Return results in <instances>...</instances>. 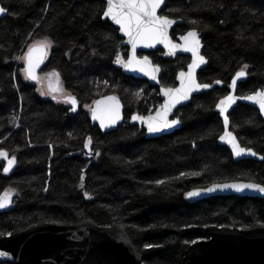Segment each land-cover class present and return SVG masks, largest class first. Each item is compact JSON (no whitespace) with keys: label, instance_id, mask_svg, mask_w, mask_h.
I'll return each mask as SVG.
<instances>
[{"label":"trees","instance_id":"trees-1","mask_svg":"<svg viewBox=\"0 0 264 264\" xmlns=\"http://www.w3.org/2000/svg\"><path fill=\"white\" fill-rule=\"evenodd\" d=\"M2 3L8 13L0 19V149L15 155L18 165L7 177L0 159V195L9 188L18 195L15 207L0 213V233L13 234L41 223L119 224L144 264H181L193 241L208 238L203 232L208 226L251 229L264 224L261 198L187 199L191 190L213 183L243 180L264 185V160L235 162L218 143L223 124L216 105L228 94L226 87L195 96L181 108L177 113L181 129L147 139L144 129L131 125L130 118L136 112L148 114L150 107L162 103L159 88L115 68V54L122 51L126 56L127 51L121 49L118 30L102 19L103 0ZM162 14L183 21L173 37L192 28L201 32L203 54L209 60L199 73L201 83L220 80L226 86L248 64L249 75L239 84L238 94L264 86V0H166ZM104 33L112 39H104ZM45 37L58 46H53L42 73L53 69L61 73L64 87L80 101L77 113L68 104L42 97L36 84L24 80L23 66L13 59L30 41ZM93 48L98 55H92ZM149 56L162 67L164 87L175 86L177 74L189 64L185 56L166 60L160 50ZM109 94L123 101L125 122L104 133L92 126L91 111L84 104ZM230 116L242 146L264 156V121L259 112L239 103ZM88 136L93 137L91 155L84 147ZM158 180L164 183L157 184Z\"/></svg>","mask_w":264,"mask_h":264},{"label":"water","instance_id":"water-1","mask_svg":"<svg viewBox=\"0 0 264 264\" xmlns=\"http://www.w3.org/2000/svg\"><path fill=\"white\" fill-rule=\"evenodd\" d=\"M103 1L105 2V0ZM165 6H166V0H165V5L161 6V9L158 11V14H161L163 12ZM6 15L7 13L0 15V19L5 17ZM102 19L104 21L106 20L109 21L117 30L119 29V26L115 25L110 19L108 18H102ZM176 21H177L176 24H174L172 28L169 30V35L171 36L174 43L180 45L183 43V41L180 39L182 35H179L177 36L176 39H174L172 37V31L175 29V27L178 24H182L183 21L180 19ZM186 33L183 35H186ZM119 36L120 38L123 39L121 49L122 50L127 49V56L125 57L122 51L119 54L123 56L125 59H127L131 55V45L128 43V37L123 32L119 31ZM200 39L203 45L200 51L201 54L204 55L203 54L204 43L201 37V33H200ZM158 50L163 51V57L166 59L177 58L180 55L188 56L191 59V55H192L191 53L184 52L180 49H177L175 55H168L169 49L166 48L163 44H157L153 48H145L142 46L138 47L137 56L139 58H143V56H139V53H145L144 56H147L149 58L152 65H157L154 63L153 59L149 57L147 54ZM206 60L207 63L201 65L196 71L198 82H200L199 80L200 71L208 66L209 60L207 58ZM45 63L46 60L44 64H42L40 68L37 70L38 75L41 74L45 66ZM114 66L116 69L122 70L123 74L126 75L127 77H133L138 80H145L154 87H160L162 104L167 99V97L163 95V89L166 87L161 86L162 67L160 65H159L160 71L159 73H157L156 80H153L151 76L146 75L142 72L127 70L115 63ZM187 71H188V67L186 70H184V72ZM179 73L176 78L177 86L167 87V88L180 87V80L178 78ZM247 77L241 78V80L237 81V88L234 93L235 95L240 96V94H238V86L239 84L245 82L247 80ZM234 78L235 75L233 76L232 79ZM31 82L35 84L37 83L35 81H31ZM209 84L212 85L211 88L201 89L199 91L193 92L188 100L182 101L180 104H178L176 108L173 109L172 113L169 115L168 118L170 120L173 118H179L177 116L179 110L190 104L195 96L213 91L216 88L222 89L226 87L228 89L227 95L233 94V90L230 87L231 82L226 86L224 82H222L221 84H216L214 81ZM112 95L118 97L115 94H110L106 96H112ZM104 97L105 96H102L97 100L103 99ZM119 101L120 104L122 105L121 114L123 118L114 127L107 129L101 128L99 121L93 120L91 115L92 126L99 127L101 131H103L104 133H110L116 131L120 126H122L123 123L125 122V106L120 98ZM219 102L217 103V105L219 104ZM239 103L247 105L259 112L258 105H255L250 101L237 100L236 104L232 105V107L229 108L228 110V115L230 119V123L227 128L228 131H233L231 126L230 115L233 112V110L238 106ZM217 105H216V111L219 114L223 124L224 113L220 112ZM80 106L81 104H79V106L77 107V111L74 113H77L79 111ZM69 107L71 106L69 105ZM159 109L160 106L156 109L155 112L149 115H155ZM259 114L262 120L264 121V114H261L260 112ZM133 115H140V114L135 113ZM140 116H145V115H140ZM130 124L143 128L145 130V137L147 139H155L173 134L182 127V121H181L179 125L171 129H167L159 133H149L147 131V126L145 123H142L140 121H133L130 118ZM224 131L225 128L223 125V133L221 135L224 134ZM218 143L221 146H225L231 152L235 162H239L241 160L263 161L260 159L261 155L259 154H257L256 156L245 154L240 157H237L232 151L231 145L227 144L225 141H221L220 139H218ZM85 151L87 154H89L88 148ZM0 159H2L5 162L4 167L7 166V161L2 157H0ZM17 165L18 162L13 167L12 171H10L9 173L3 172L4 175L7 177L11 176L14 173L15 169L17 168ZM225 183H255V182L233 180V181L213 183V184H225ZM213 184L205 188H196L194 190H203L211 187ZM218 196H222V197L241 196L248 198L264 199V193H259L257 191H252V190H245L244 192H236L234 190H217L216 192H211V193L202 192V194L198 197L189 198L187 196V199L194 201V200L209 199ZM15 200H16V195L13 194L12 204L5 209H0V213L10 212L15 207ZM203 232L208 235V238L200 239L198 241H195V243H192L185 251L181 264H264V227L256 226L251 229H241L238 227H227V226L221 227L217 225H211L204 228ZM0 252L8 253L7 256L0 255V263L10 262L14 264H144L142 255L135 250L133 243L128 233L126 232L125 228H123L119 224H113L107 227L99 226L98 224H96L91 220H85L74 225L41 223L27 230L13 233L11 236L6 235L0 237Z\"/></svg>","mask_w":264,"mask_h":264},{"label":"snow or ice","instance_id":"snow-or-ice-1","mask_svg":"<svg viewBox=\"0 0 264 264\" xmlns=\"http://www.w3.org/2000/svg\"><path fill=\"white\" fill-rule=\"evenodd\" d=\"M105 9L102 12V18L110 19L115 25L119 26L118 31L123 32L128 37V43L131 45V55L125 59L118 52L115 54L114 63L121 67L131 70L139 71L146 75L151 76L153 80L157 79V73H159V65H152L147 56L139 58L137 56V48L142 46L145 48H153L157 44H163L169 49L168 55H175L177 49L184 52L191 53V63L188 64V71H181L179 73L180 87L178 88H164L163 95L167 97L165 102L160 105V109L155 115L140 116L133 115L131 119L133 121H140L145 123L147 131L149 133H159L167 129H171L181 123L179 118L169 119V115L173 109L182 101L188 100L193 92L201 89H209L212 87L209 83H200L197 81L196 71L197 69L207 63L204 55L201 54V48L203 47L200 39V32L196 28L188 30L186 35H182L180 39L182 44L178 45L173 42L169 35V30L174 24L176 19L170 18L167 14H158L162 5H165V0H105ZM168 12L179 11L178 8H167ZM47 11V9H45ZM8 13V8L3 6L2 0H0V15ZM96 14L95 12L93 13ZM190 24H197L198 21L190 20ZM104 39H112L110 33L103 34ZM58 46V42L45 37L42 40H38L27 46V50L22 52V55L13 57L17 61H23L25 67L22 69L23 78L26 81H35L41 85L37 91L42 96H51L58 104H68L71 106V111L76 112L80 101L76 95H73L67 90L63 81L60 78L61 73L53 69L51 72L45 73L44 77L38 75V69L45 60H47L51 53L53 46ZM73 46L76 45L73 43ZM2 47V46H0ZM99 53L95 48L92 50V55H98ZM69 57L71 54L68 53ZM249 65L244 64L239 71L235 73V78L232 79L230 87L233 90V94H229L220 100L217 107L223 116V125L225 128L224 134L219 137L221 141H225L231 145V149L237 157L242 155L256 156L257 153L251 148L242 147L237 136L233 131H228L227 128L230 123L228 110L232 105L236 104L237 100L250 101L255 105H258L259 112L264 114V86H261L260 90L252 91L246 95H235L237 88V81L241 78H245L249 75ZM46 82V88H45ZM105 84L108 81H104ZM216 84H221L220 80L215 81ZM15 87H19L16 85ZM140 96L141 93H136ZM85 108L91 111L92 119L98 120L101 128L114 127L123 117L121 114L122 105L119 98L112 96H105L103 99L93 101L92 105L84 104ZM252 121H249L251 123ZM15 123V119L13 120ZM19 126V125H17ZM237 127H239L237 125ZM72 136V133L68 134ZM93 137L88 136L84 147L88 148L89 155L92 154ZM96 156H99V152H95ZM0 157L7 161V166L3 167L4 173L12 171L13 167L17 164V157L12 155L9 157L7 151L0 149ZM261 160H264V156H260ZM181 175H184L183 173ZM157 184H163V180L156 181ZM80 188L85 187L83 183V175L81 176ZM217 190H234L236 192H244L245 190L257 191L264 193V185L258 183H225V184H213L211 187L203 190H193L187 193L189 198L198 197L202 192H216ZM15 189L6 190L0 195V209H5L12 204V195L15 193ZM47 191V189H45ZM85 196L91 198L88 192H84ZM264 227V224L261 225ZM11 236V232L0 233V235ZM185 243H188L185 241ZM195 243V241H193ZM145 247H151V245H145ZM0 255L7 256V252H0Z\"/></svg>","mask_w":264,"mask_h":264},{"label":"flooded vegetation","instance_id":"flooded-vegetation-1","mask_svg":"<svg viewBox=\"0 0 264 264\" xmlns=\"http://www.w3.org/2000/svg\"><path fill=\"white\" fill-rule=\"evenodd\" d=\"M105 3V2H104ZM162 14V13H161ZM176 20H178V19H176ZM198 30V29H197ZM174 31V30H173ZM173 31H172V33H173ZM199 31V30H198ZM187 32V31H186ZM185 32V33H186ZM185 33H179V34H177L175 37H173V35H172V37L174 38V39H176L177 38V36H179V35H183V34H185ZM201 33V32H200ZM118 34H119V31H118ZM120 37V36H119ZM122 39V38H121ZM123 40V39H122ZM203 40V39H202ZM123 50H126L127 51V49H123ZM161 51V50H160ZM155 52H157V51H155ZM162 52V55H163V51H161ZM151 53V52H150ZM145 55V53H139V56H144ZM148 56H149V53L147 54ZM127 56V55H126ZM125 56V57H126ZM180 56H184V55H180ZM180 56H178V57H180ZM150 57V56H149ZM185 57H187V58H189L188 56H185ZM164 59H166V58H164ZM171 59H175V58H171ZM166 60H170V59H166ZM190 58H189V63H190ZM155 63V62H154ZM188 66V65H187ZM44 69V68H43ZM186 69H187V67H186ZM185 69V70H186ZM122 71V70H121ZM182 71H184V70H182ZM42 72H43V70H42ZM42 72H41V74H42ZM181 72V71H180ZM123 73V72H122ZM40 74V75H41ZM178 75V74H177ZM129 78H133V77H129ZM177 78V77H176ZM135 79V78H134ZM135 80H138V79H135ZM140 81H145V80H140ZM145 82H147V81H145ZM148 84H149V82H147ZM149 86H151V87H154V86H152V85H150L149 84ZM162 86V85H161ZM177 86V82H176V84H175V86H173V87H176ZM164 87V86H163ZM159 88V96H160V99H161V101H162V98H161V95H160V87H158ZM110 95V94H109ZM116 95V94H115ZM119 97V96H118ZM121 99V98H120ZM53 100V99H52ZM55 101V100H54ZM123 102V101H122ZM162 104V103H161ZM160 104V105H161ZM159 105V106H160ZM158 106V107H159ZM158 107H156L155 109H152V110H150L149 111V113L148 114H141V113H139V112H136V113H139L140 115H145V116H147V115H149V114H151V113H153V112H155L156 111V109L158 108ZM71 108V107H70ZM74 113V112H73ZM135 114V113H134ZM132 116H133V114H132ZM131 116V117H132ZM179 117V116H178ZM180 118V117H179ZM145 131V130H144Z\"/></svg>","mask_w":264,"mask_h":264},{"label":"rangeland","instance_id":"rangeland-1","mask_svg":"<svg viewBox=\"0 0 264 264\" xmlns=\"http://www.w3.org/2000/svg\"><path fill=\"white\" fill-rule=\"evenodd\" d=\"M34 42H36V41H34V40H33V41H30V42L28 43V45L31 44V43H34ZM25 50H27V48H26ZM21 55H22V54H21ZM15 61H16V65H17V66H20V65H21V66H24V65H25L23 61H17V60H15ZM22 69H23V68H22ZM21 71H22V70H21ZM50 72H51V71H50ZM45 73H47V72L42 73L40 76H41V77H44ZM37 88H41V85H40V84H37ZM45 88H46V82H45ZM39 94H40V92H39ZM40 95H41V94H40ZM41 96H42V95H41ZM42 97L52 99L51 96H42ZM152 109H153V107H150V110H152ZM7 190H10V188L7 189ZM14 194H15L16 196L18 195L17 192H15Z\"/></svg>","mask_w":264,"mask_h":264}]
</instances>
